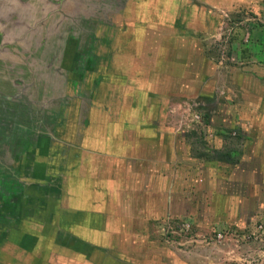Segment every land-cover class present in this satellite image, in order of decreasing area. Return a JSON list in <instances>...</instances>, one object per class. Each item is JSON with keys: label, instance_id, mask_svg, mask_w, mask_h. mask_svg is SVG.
Masks as SVG:
<instances>
[{"label": "crops", "instance_id": "0c3cea01", "mask_svg": "<svg viewBox=\"0 0 264 264\" xmlns=\"http://www.w3.org/2000/svg\"><path fill=\"white\" fill-rule=\"evenodd\" d=\"M192 1L200 4L190 24L185 21L179 28L182 35L166 25L163 14L151 24L128 22L130 17L118 26L115 69L108 75L116 80L115 96L121 99L113 107L99 104L97 114L104 119L97 124L89 118L81 126L70 117L53 129L54 135L48 133L50 142L66 144L75 154H41L39 146L36 153L37 141L27 147L21 131L0 130V264H53L49 253L59 264H195L201 251L178 254L167 247L155 230L158 221L241 224L252 218L256 202L262 205V193L256 198L251 192L264 185L260 154L220 174L215 161L186 154L169 115L184 111L182 104L189 100L205 111L210 100L219 104L210 74L216 72L214 61L196 32L218 31V10L242 9L248 40L239 29L230 46L249 65L226 70V85L241 100V118L264 127V0ZM0 95L9 99L8 108L14 106V96ZM232 106L227 104L230 116ZM227 118L231 120L226 114L220 118L223 124ZM20 119L15 125L25 129ZM180 143L183 152L177 154ZM157 145L156 151L149 150ZM233 188L251 193L240 200Z\"/></svg>", "mask_w": 264, "mask_h": 264}, {"label": "rangeland", "instance_id": "374dc122", "mask_svg": "<svg viewBox=\"0 0 264 264\" xmlns=\"http://www.w3.org/2000/svg\"><path fill=\"white\" fill-rule=\"evenodd\" d=\"M142 1L0 0V93L14 96V102L21 100L20 104L29 102L34 118L43 123L55 114L57 121L71 117L81 126H85L89 118L93 122L95 119V124L101 122L104 116L97 114L99 104L110 103L113 107L118 102L116 98L121 99V96H115L116 80L113 75H108L115 69L114 54L118 48L114 44L118 26L130 17L128 22L133 19L141 25L151 24L158 22L163 14L164 22H169L166 25L175 26L182 35L179 28L185 21L190 24L200 4L192 0H160L161 4L157 0H144L145 5ZM234 12L235 9L232 12L217 11L219 22L215 33L196 32L209 52L210 60L214 61L216 72L213 69L210 74L212 85L216 83L215 98L220 96L219 104L210 100L205 104L208 109L205 111L199 105L196 107L195 100H189L182 104L186 106L184 111H170L169 123L171 130L180 134L186 154L215 161L220 174L235 170L237 164L242 165L241 161L253 154L261 155L258 162L264 172V141L258 142L259 138L264 140V127L254 126L251 121L241 118L237 109L241 100L237 95L233 98L226 85V70L237 71L249 65L242 63L230 46L237 30L240 29L248 40L250 29L244 10ZM260 20L264 22V15ZM104 72L107 78L101 77ZM227 104L229 108L230 104L234 106L231 116L227 113ZM174 107L175 102H172ZM224 114L231 120L227 118L223 124L220 118ZM48 125H43L45 128L42 129L39 124L32 130L35 135L33 132L30 135L37 141L32 149L36 152L38 146L42 147L41 154L56 150L57 154H75L66 144L60 146L47 140L49 132L55 134L51 124ZM9 129L12 130L0 126L5 134L11 132ZM39 134L43 135L41 143ZM151 149L156 151L158 145ZM176 149L177 154H181L183 145L180 143ZM3 160L8 163L7 159ZM255 170L254 166L252 172ZM233 189L240 200L250 192L244 188ZM258 190L251 192L256 198L262 193V205L258 206L256 202L249 214L252 218L246 223L244 220H240L241 224L218 221L205 226L196 224L191 218L166 219L165 222L158 221L155 230L164 237L166 246L178 254L200 250L195 264H264V185ZM235 210L239 214V209ZM183 222L189 227L183 228ZM217 232L221 237L215 236ZM48 262L60 263L51 253ZM76 264L83 263L77 261Z\"/></svg>", "mask_w": 264, "mask_h": 264}, {"label": "trees", "instance_id": "16d2710c", "mask_svg": "<svg viewBox=\"0 0 264 264\" xmlns=\"http://www.w3.org/2000/svg\"><path fill=\"white\" fill-rule=\"evenodd\" d=\"M19 102H21V100H18L17 104L14 103V106L8 108V104H11L9 99L6 97L4 98L3 95H0V124L7 125V126H10L11 124L12 130L9 129L11 130L10 134H15L17 133V131L18 132L21 131L26 137L25 145L27 147L32 146L35 143V141L33 140L35 137H32L30 134H32L33 132L32 130H35L37 123H40L41 126L51 124L52 129L56 127L55 125L59 127L62 124V118H59L57 121V118H58L57 114H55L51 118H47L44 121V123H43V120L41 122L39 119H35L30 109L29 102H25V104H20ZM61 113L62 111L59 114ZM20 116H21V119H20L21 122H24L25 120V129L21 128L19 130V128L15 125V123L19 120ZM6 119H10L11 123H6ZM32 135L33 136L35 135L34 132ZM16 144H17V139L13 137L11 140V146H15ZM27 154H29V152H27Z\"/></svg>", "mask_w": 264, "mask_h": 264}, {"label": "built area", "instance_id": "2783aa9c", "mask_svg": "<svg viewBox=\"0 0 264 264\" xmlns=\"http://www.w3.org/2000/svg\"><path fill=\"white\" fill-rule=\"evenodd\" d=\"M181 225H182L183 228H186V227L188 228V227H189V226H188V223H187V225H186V222H183ZM180 229H181V228H180ZM215 236L218 238V237H221V234L217 232V233L215 234Z\"/></svg>", "mask_w": 264, "mask_h": 264}, {"label": "flooded vegetation", "instance_id": "af4514ba", "mask_svg": "<svg viewBox=\"0 0 264 264\" xmlns=\"http://www.w3.org/2000/svg\"><path fill=\"white\" fill-rule=\"evenodd\" d=\"M62 120H63V119H62ZM41 121H42V120H41ZM39 122H40V121H39ZM39 124H40V123H38L37 125H39ZM55 126L58 127L57 125H55ZM56 127H54L53 129H55ZM41 128L44 129L45 127L41 126ZM44 135L46 136V134H44ZM41 136H43V135H40V134H39V139L41 138ZM46 138H47L48 141L51 139L49 136H47Z\"/></svg>", "mask_w": 264, "mask_h": 264}]
</instances>
